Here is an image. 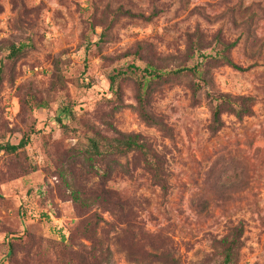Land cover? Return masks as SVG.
Wrapping results in <instances>:
<instances>
[{
    "label": "rangeland",
    "instance_id": "obj_1",
    "mask_svg": "<svg viewBox=\"0 0 264 264\" xmlns=\"http://www.w3.org/2000/svg\"><path fill=\"white\" fill-rule=\"evenodd\" d=\"M22 139L0 264H222L225 237L264 264V0H0V144Z\"/></svg>",
    "mask_w": 264,
    "mask_h": 264
},
{
    "label": "trees",
    "instance_id": "obj_2",
    "mask_svg": "<svg viewBox=\"0 0 264 264\" xmlns=\"http://www.w3.org/2000/svg\"><path fill=\"white\" fill-rule=\"evenodd\" d=\"M234 44H235V42L225 43L224 47L222 49V53L220 55V58L224 61V63H226V64H228V65H230L236 69H241L242 67H240L239 65L234 63L231 60V58L229 57V55L226 53L227 51L230 50V48H232L234 46ZM19 50H20V47H15L12 45L11 56H14ZM194 70H195L194 67H182V68H178V69L174 70L173 74H181L183 72H187V71L191 72ZM146 72H148L149 76L158 77V75L155 73V69L153 66L146 68ZM115 78H116L115 75H112L110 77V86L111 87L113 86ZM139 101L141 104V95L139 96ZM63 110L64 111L65 110L70 111L71 108L64 106ZM246 113H249V111L247 110ZM142 114H144V113H142ZM212 118H213L214 122L219 123V110L218 109H216L213 112ZM58 120H60V119H58ZM144 120L148 121L149 123L154 122V120L147 119V117H145V115H144ZM140 139H142V137L140 135H137V134H133V135L132 134H121L120 135L118 133L108 140L107 146L111 149V151L113 153H116L119 155L126 154L127 152L132 151V150L142 152V151H145L146 145ZM25 143H26L25 140L22 139L17 144H10V143L0 144V151L3 150L6 152H15L19 148L23 147L25 145ZM98 147L99 146L96 143H93V148L95 149V151L93 153L98 152L96 155L100 154ZM161 186H162V188H165V184L163 181H161ZM234 242L235 241H233L227 237H225L224 239L221 240V244H222L221 255H223L222 264H231L232 260H234L233 259V257H235V254H234L235 244H234Z\"/></svg>",
    "mask_w": 264,
    "mask_h": 264
}]
</instances>
